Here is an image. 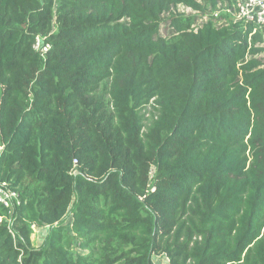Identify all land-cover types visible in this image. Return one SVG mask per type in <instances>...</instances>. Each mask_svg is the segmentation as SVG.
Here are the masks:
<instances>
[{"label":"trees","instance_id":"1","mask_svg":"<svg viewBox=\"0 0 264 264\" xmlns=\"http://www.w3.org/2000/svg\"><path fill=\"white\" fill-rule=\"evenodd\" d=\"M179 4L0 0V264H264V39Z\"/></svg>","mask_w":264,"mask_h":264},{"label":"built area","instance_id":"2","mask_svg":"<svg viewBox=\"0 0 264 264\" xmlns=\"http://www.w3.org/2000/svg\"><path fill=\"white\" fill-rule=\"evenodd\" d=\"M178 6H182L183 8L193 11L194 13H200L181 4H179ZM175 10L173 12H175ZM221 11L228 14H233L234 16L232 21L241 20L244 23H252L254 25L253 30H258L261 33L262 38L264 39V0H235L234 9L228 7L219 8L212 11L211 17L202 18L201 21L210 18L218 19L219 13ZM33 47L36 50H40L41 53H45L49 46L48 44L44 43V39L42 36H36ZM73 162L76 163V160H74ZM11 198H17V193L6 188L4 182L1 183L0 202L5 206H9L11 203Z\"/></svg>","mask_w":264,"mask_h":264},{"label":"rangeland","instance_id":"3","mask_svg":"<svg viewBox=\"0 0 264 264\" xmlns=\"http://www.w3.org/2000/svg\"><path fill=\"white\" fill-rule=\"evenodd\" d=\"M211 13L212 11H207L205 13H194L193 11H190V10H187L185 8H183L182 6H177L175 12H173V14L171 15H174V16H186V15H189V16H196V21L197 23L200 22L202 20V18H209L211 17ZM233 14H228V13H225L223 11H221L219 13V20L220 21H224V22H230L232 19H233ZM164 28H170L169 27V22L168 21H165L164 22V25L162 26V31L164 30ZM259 58H261L263 64H264V50L262 52H260L258 54ZM152 109L150 108V106H147L146 108V115L148 116L149 113L148 111H151ZM68 221H66V224H68ZM46 232H47V228L46 227H43V228H38L34 230V233L32 234V239H33V242L35 245H39L42 240L44 239V236L46 235ZM152 260H153V263L154 264H169L168 262V259L165 255H154L152 257Z\"/></svg>","mask_w":264,"mask_h":264},{"label":"water","instance_id":"4","mask_svg":"<svg viewBox=\"0 0 264 264\" xmlns=\"http://www.w3.org/2000/svg\"><path fill=\"white\" fill-rule=\"evenodd\" d=\"M75 173H77V171H75Z\"/></svg>","mask_w":264,"mask_h":264}]
</instances>
